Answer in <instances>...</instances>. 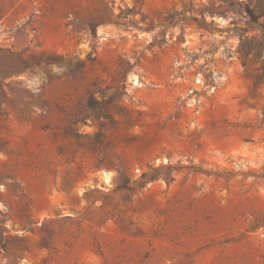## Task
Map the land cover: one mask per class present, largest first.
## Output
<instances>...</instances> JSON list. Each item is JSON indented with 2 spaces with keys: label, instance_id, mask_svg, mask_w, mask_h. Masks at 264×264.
I'll return each instance as SVG.
<instances>
[{
  "label": "rangeland",
  "instance_id": "rangeland-1",
  "mask_svg": "<svg viewBox=\"0 0 264 264\" xmlns=\"http://www.w3.org/2000/svg\"><path fill=\"white\" fill-rule=\"evenodd\" d=\"M0 264H264V0H0Z\"/></svg>",
  "mask_w": 264,
  "mask_h": 264
}]
</instances>
